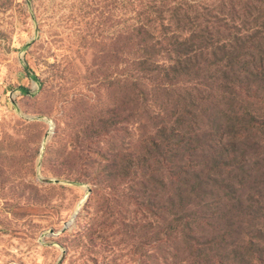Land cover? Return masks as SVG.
I'll list each match as a JSON object with an SVG mask.
<instances>
[{
  "label": "rangeland",
  "instance_id": "1",
  "mask_svg": "<svg viewBox=\"0 0 264 264\" xmlns=\"http://www.w3.org/2000/svg\"><path fill=\"white\" fill-rule=\"evenodd\" d=\"M123 27L121 0H0V264H200L201 236L190 242L180 230L168 233L170 215L150 206L156 193L166 207L167 194L147 195L139 180L125 178V159L143 151L160 121L141 122L134 105H124ZM197 88L208 99L211 91ZM212 95L201 102L208 120L198 115L197 132V154L211 165L233 139L221 145V137L239 128L234 114L242 116ZM254 109L263 121L264 104ZM238 137L239 145L249 141L245 132ZM260 144L245 165L256 176L264 173L255 166L264 165ZM206 159L194 160L204 185L186 202L204 203L213 190L220 226L209 233L227 229L230 243L248 239L257 222L233 209V190L224 188H240L229 178L236 168L220 166L222 176L207 179ZM236 195L246 210L251 194ZM196 210L203 217V207Z\"/></svg>",
  "mask_w": 264,
  "mask_h": 264
},
{
  "label": "trees",
  "instance_id": "2",
  "mask_svg": "<svg viewBox=\"0 0 264 264\" xmlns=\"http://www.w3.org/2000/svg\"><path fill=\"white\" fill-rule=\"evenodd\" d=\"M121 9L124 105H134L141 122L145 117L160 121L155 136L144 140L143 151L125 159V178L139 180L147 195L159 188L167 194L166 207H160L156 193L148 200L150 206L170 215L168 233L180 230L190 242L201 236L196 240L200 264H264V204L259 199L264 173L256 176L245 166L247 157L260 153L264 142V119L254 109L255 104H264V0H121ZM185 83L211 91L208 99L217 93L231 111L235 107L242 112L243 118L235 113L231 121L239 126L231 129L233 136L221 137V145L226 136L233 139L223 146L216 164L197 154L198 115L208 120L201 108V102L208 101L201 97L205 91L196 86L181 92ZM244 132L249 141L239 145L235 140ZM206 145L211 159H216L218 143L210 138ZM198 158L206 159L207 179L213 172L222 176L220 166L236 168L229 178L240 188L227 183L224 188L233 190L230 201L237 203L233 209L257 222L253 236L230 243L227 229L211 234L219 225L214 223L218 206L213 190L209 200L203 193L204 203L186 202L185 196L198 197L203 189L196 172L200 165L194 161ZM255 166L264 168L259 162ZM242 191L251 194L246 210L236 195ZM201 207L203 217L196 210Z\"/></svg>",
  "mask_w": 264,
  "mask_h": 264
},
{
  "label": "water",
  "instance_id": "3",
  "mask_svg": "<svg viewBox=\"0 0 264 264\" xmlns=\"http://www.w3.org/2000/svg\"><path fill=\"white\" fill-rule=\"evenodd\" d=\"M75 217H76V216H74V217H73V220H72V222L74 221ZM72 222H71V223H72ZM71 223H70V224H71ZM70 224H69V225H70ZM69 225H68V226H66V227H65V229H67V227H69ZM63 232H65V230H64Z\"/></svg>",
  "mask_w": 264,
  "mask_h": 264
},
{
  "label": "bare ground",
  "instance_id": "4",
  "mask_svg": "<svg viewBox=\"0 0 264 264\" xmlns=\"http://www.w3.org/2000/svg\"><path fill=\"white\" fill-rule=\"evenodd\" d=\"M85 199V198H84Z\"/></svg>",
  "mask_w": 264,
  "mask_h": 264
}]
</instances>
